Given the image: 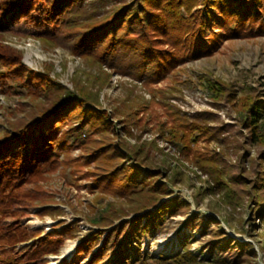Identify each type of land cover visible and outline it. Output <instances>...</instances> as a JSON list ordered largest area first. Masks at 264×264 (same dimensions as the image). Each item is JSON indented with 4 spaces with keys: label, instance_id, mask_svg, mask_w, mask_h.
<instances>
[{
    "label": "trees",
    "instance_id": "trees-1",
    "mask_svg": "<svg viewBox=\"0 0 264 264\" xmlns=\"http://www.w3.org/2000/svg\"><path fill=\"white\" fill-rule=\"evenodd\" d=\"M17 4L11 21L23 20L43 43L68 49L98 66L100 74L90 86L75 79V89L69 90L50 75V69L30 68L23 61V51L0 38V90L28 98L20 104L23 114L8 120L0 136L1 230L9 238L18 234L23 240L21 221L32 207L41 203L40 215L61 211L50 206L55 193L43 182L56 170L66 175L70 168L78 189L96 193V200L108 194L125 196L128 204L108 201L97 208L92 203L94 214L87 218L92 227L80 236L75 255L63 264H80V257L88 256L86 264H125L128 248L140 241L141 231L162 228L168 216L187 213L190 204L180 195L171 196L168 182L158 179L162 167L149 154L152 147L157 148L155 139L127 142L132 126L142 124L147 129L144 113L152 105L124 101L109 108L100 101V89L110 75L104 67L151 86L180 63L213 54L226 40L264 35V0H18ZM206 86L215 99L237 104L239 131L245 138L238 174L228 171L223 151L199 146L200 140H226L223 134L231 130L230 125L215 124L216 112L188 114L163 96L156 102L162 112L153 108L156 129L207 175L198 195L217 193L230 207L247 197L252 213L264 222V95L253 88L236 97L233 85L219 79L207 78ZM246 145L259 149L251 158L255 175L250 178ZM75 148L81 149L78 156L72 154ZM179 175L177 171L170 179L181 181ZM78 220H59L45 235L41 229L33 231L36 241L16 264H43L47 254H59L64 241L78 234ZM211 221L219 223L211 216L205 220L192 213L182 226L211 235L208 247L212 251L237 247L236 259L256 254L250 242L235 239L230 244L222 228L211 227ZM256 235H264V228ZM189 241L173 254L139 255L138 264L195 263L197 256Z\"/></svg>",
    "mask_w": 264,
    "mask_h": 264
},
{
    "label": "rangeland",
    "instance_id": "rangeland-1",
    "mask_svg": "<svg viewBox=\"0 0 264 264\" xmlns=\"http://www.w3.org/2000/svg\"><path fill=\"white\" fill-rule=\"evenodd\" d=\"M17 1L0 0V38L21 49L23 61L30 68L38 71L50 69V75L67 89H75V79H80L90 86L94 82V76L100 74L98 66L71 54L68 49L62 46L43 43L36 36V31L28 27L23 20L11 21V16L17 12ZM6 24L8 26L4 27ZM104 70L110 74L108 83L100 89V101L104 106L113 108L116 105L124 104V101L127 105L130 103L134 105L150 103L152 105V110L144 113L147 129L142 124L132 126L133 135L127 136V142L132 145L155 139L157 148L152 147L149 154L152 162L156 166L162 167L158 179L168 182L173 189L171 196L180 195L190 204L187 213L168 216L163 222L162 228L141 231L140 241L135 240L133 245L128 248L125 264H138V260L141 258L139 255L144 256L146 253L155 256L173 254L182 249L186 239L190 240V248L197 256L196 262L192 264H264V235H256L258 230L264 228V222L252 213L253 204L250 199L246 197L239 205L230 207L221 201L217 193L203 192L198 195L199 189L205 187L207 175L195 167L188 158L186 159L180 154L171 141L159 135L155 121L152 119V113H155L153 108L159 112L163 110L156 103L163 96L170 104L188 114L202 111L216 112L219 119L215 124H229L231 130L223 134L226 136L225 141L200 140L199 146L203 150L207 148L217 153L223 151L225 158L223 163L227 166L228 171L238 174L240 164L238 157L242 152V142L245 138L239 131L237 104L235 105L233 101L232 103L227 102L223 98L215 99L207 88L206 82L207 78H212L231 84L237 91L236 97L253 88L264 95V35L249 39L226 40L213 54L188 59L180 63L172 73L151 86H146L142 80L135 79L130 75L114 72L108 67H104ZM94 84L96 88L99 87L98 82L95 81ZM27 100L28 98L22 93L0 90V136L4 135L8 120L23 114L20 104ZM115 125L116 127L120 125L117 118ZM246 147L250 150L245 160L246 174L250 178L255 175V171L251 167V158L258 155L259 149L254 145H246ZM120 151L125 153L123 148H120ZM80 153V148L72 150L73 156H78ZM69 170L70 168L64 175L58 169L51 174L48 181L43 182L45 187L55 193V201L49 203L50 206L60 208L61 211H57L56 214L40 215L38 210L42 208V204L32 207L30 214L21 221L25 228V239L23 240L18 238V234L11 238L7 237L0 225V264H16L19 260L26 258L28 255L25 251L26 248H30L36 241L33 231L41 229L43 230L42 235H45L52 231L59 220H64L67 223L79 219L78 234L64 241L59 254H47L45 256L47 261L43 263L63 264V260L71 259L75 255L81 241L80 236L92 227V224L87 220L89 215L94 214L91 209L92 203L97 208L108 201L128 204L125 196L113 194L96 200V193L76 187ZM177 171L180 172L181 181L173 182L170 177ZM192 213L198 214L205 220H209V216L216 218L219 223L211 221V227L219 225L225 236L229 238L230 244L235 239L241 242H250L256 254L236 259L237 247L217 248L212 251L208 247L211 235L203 236L200 228L191 229L182 226V222ZM1 217L0 210V219ZM119 221L117 219L116 223ZM252 223L256 225H252ZM89 258L90 256L80 257V264H86ZM150 262L153 261L150 260ZM100 264H107V261H102Z\"/></svg>",
    "mask_w": 264,
    "mask_h": 264
},
{
    "label": "bare ground",
    "instance_id": "bare-ground-1",
    "mask_svg": "<svg viewBox=\"0 0 264 264\" xmlns=\"http://www.w3.org/2000/svg\"><path fill=\"white\" fill-rule=\"evenodd\" d=\"M69 253V252H68Z\"/></svg>",
    "mask_w": 264,
    "mask_h": 264
}]
</instances>
